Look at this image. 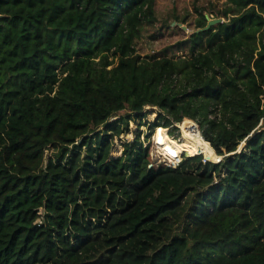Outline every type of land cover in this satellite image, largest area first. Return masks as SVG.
<instances>
[{
	"label": "trees",
	"instance_id": "trees-1",
	"mask_svg": "<svg viewBox=\"0 0 264 264\" xmlns=\"http://www.w3.org/2000/svg\"><path fill=\"white\" fill-rule=\"evenodd\" d=\"M226 1L188 56L143 57L156 0H0V264H264V0ZM147 107L200 154L92 147Z\"/></svg>",
	"mask_w": 264,
	"mask_h": 264
},
{
	"label": "rangeland",
	"instance_id": "rangeland-1",
	"mask_svg": "<svg viewBox=\"0 0 264 264\" xmlns=\"http://www.w3.org/2000/svg\"><path fill=\"white\" fill-rule=\"evenodd\" d=\"M227 6L229 5L226 0H156L157 23L153 26L144 27L143 36L136 43L137 51L143 57L154 54H159L160 56L166 54L170 57L188 56V50L180 48L178 44L185 40L194 30L196 20L199 18L197 10L205 11V14L208 15L211 20L222 19V21L225 22V18H218L216 16L224 12ZM169 25L171 26L170 28H168ZM181 30L183 32H181ZM145 112L146 116L144 118H138L129 123V129L127 131H124L126 127H124L123 124L117 122L119 117L112 118L107 124L109 126L102 127L98 131V133H101L98 136L95 135L91 139L92 147L94 148L97 146V141H99L103 135L105 136L108 130V133L113 135L112 140L114 141V148L112 155L114 157L120 156L123 151L122 145L126 142H132L138 134L141 135L144 146L150 148V159L155 165H157V155H164L162 161L163 165L166 164V166L177 167L185 156H187L182 153L193 152L194 154H200V152L197 153L198 150L193 151L194 148L191 142H194L196 147H202L204 142L201 136H186L182 128L183 125L180 126V123H176L174 125L175 128H164L167 131L156 130L158 128L151 129V124L157 120L159 113L158 108L147 107L145 108ZM263 124L261 123L260 126H263ZM195 125L200 132L198 124L195 123ZM198 137H200L201 140H199ZM246 145L247 142H243L238 152L245 149ZM86 148H88V150ZM54 154V148H50L46 152V163L50 158L56 159ZM71 154V151H69L66 157L69 158ZM169 154L172 155V160L168 159ZM88 155H90L89 147H85L80 156L81 160L84 159L85 161ZM219 158L222 160V157L219 156ZM220 160L214 162L207 161L204 157L203 162L219 163Z\"/></svg>",
	"mask_w": 264,
	"mask_h": 264
},
{
	"label": "bare ground",
	"instance_id": "bare-ground-1",
	"mask_svg": "<svg viewBox=\"0 0 264 264\" xmlns=\"http://www.w3.org/2000/svg\"><path fill=\"white\" fill-rule=\"evenodd\" d=\"M186 133V136H191V137H194V136H200L198 135L192 128L188 127V126H184L182 127ZM193 135V136H192ZM189 139V138H188ZM199 140H201L200 137H198ZM200 146L197 147V149H199ZM197 149H193V151H196ZM169 160H172V155L169 154V157H168Z\"/></svg>",
	"mask_w": 264,
	"mask_h": 264
},
{
	"label": "water",
	"instance_id": "water-1",
	"mask_svg": "<svg viewBox=\"0 0 264 264\" xmlns=\"http://www.w3.org/2000/svg\"><path fill=\"white\" fill-rule=\"evenodd\" d=\"M3 17H4V16L0 14V20H1ZM206 18L209 20V23H208L207 29H208L210 26H213V25H216V24L223 23L222 19L211 20V19L209 18L208 15H206ZM220 161H221V160H220Z\"/></svg>",
	"mask_w": 264,
	"mask_h": 264
},
{
	"label": "built area",
	"instance_id": "built-area-1",
	"mask_svg": "<svg viewBox=\"0 0 264 264\" xmlns=\"http://www.w3.org/2000/svg\"><path fill=\"white\" fill-rule=\"evenodd\" d=\"M262 124H263V121L261 122ZM166 165V164H165ZM175 165V164H174ZM169 166V165H168ZM170 167H172V166H170ZM173 168H176V167H173ZM38 222H41V221H38Z\"/></svg>",
	"mask_w": 264,
	"mask_h": 264
}]
</instances>
